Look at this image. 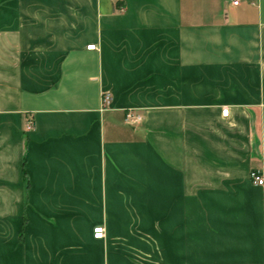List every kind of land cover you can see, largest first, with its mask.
<instances>
[{
	"label": "crops",
	"instance_id": "0c3cea01",
	"mask_svg": "<svg viewBox=\"0 0 264 264\" xmlns=\"http://www.w3.org/2000/svg\"><path fill=\"white\" fill-rule=\"evenodd\" d=\"M252 171L264 0H0V264H264Z\"/></svg>",
	"mask_w": 264,
	"mask_h": 264
},
{
	"label": "built area",
	"instance_id": "2783aa9c",
	"mask_svg": "<svg viewBox=\"0 0 264 264\" xmlns=\"http://www.w3.org/2000/svg\"><path fill=\"white\" fill-rule=\"evenodd\" d=\"M229 1H230V3L233 6H238L242 0H229ZM87 49L88 50H94L95 49V46L94 45H90V46L87 47ZM102 100H103V104L104 105H108L109 102H110V100H111V97H110L109 94L106 93V94H104ZM227 115H228V110L227 109H224L222 111V116L226 117ZM126 120L128 122H130V123H136V122H138L140 120V117L139 116L132 115V114L129 113V114H127ZM31 126H32L31 123H28L27 124V128L28 129H30ZM250 178H251L252 182L254 184H256V185H261V186L264 185V178L260 177L259 174H258V172L252 171L250 173ZM104 236H105V231H104V228L103 227L99 226V227H95L93 229V237H94V239L100 240V239H103Z\"/></svg>",
	"mask_w": 264,
	"mask_h": 264
}]
</instances>
